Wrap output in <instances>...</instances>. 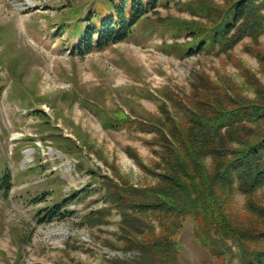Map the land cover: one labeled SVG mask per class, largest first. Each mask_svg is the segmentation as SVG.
Wrapping results in <instances>:
<instances>
[{
	"label": "rangeland",
	"instance_id": "rangeland-1",
	"mask_svg": "<svg viewBox=\"0 0 264 264\" xmlns=\"http://www.w3.org/2000/svg\"><path fill=\"white\" fill-rule=\"evenodd\" d=\"M98 1L0 0V174L8 171L12 176L11 191L0 195V264L138 260L137 251L120 249L117 210L107 217L96 215L107 204L89 171L112 177L110 164L130 185L157 186L158 177L128 155L131 149L145 167L160 172L159 157L143 142L156 134L138 126L107 130L104 120L118 108L142 121L161 118L164 102L179 119L183 114L167 95L186 100L203 78L237 99L264 98V34L246 37L228 53L184 57L181 46L191 40L175 39L166 23L198 21L183 10L191 0L159 8L160 20L155 15L144 19L129 41L85 55L74 53L67 31L57 37V29L65 20L74 24L70 11H87ZM206 2L225 7L228 0ZM252 130L249 142L264 133V125ZM78 139L92 153L82 150ZM66 200L61 210L66 216L50 221L48 211ZM231 201L227 213L235 226L264 231V187L252 196L236 191ZM195 227L193 219H185L174 238L181 263L215 264L198 244ZM228 245L232 251L223 264H239L238 249L233 241Z\"/></svg>",
	"mask_w": 264,
	"mask_h": 264
},
{
	"label": "trees",
	"instance_id": "trees-1",
	"mask_svg": "<svg viewBox=\"0 0 264 264\" xmlns=\"http://www.w3.org/2000/svg\"><path fill=\"white\" fill-rule=\"evenodd\" d=\"M171 1L181 0H99L87 11H70L68 16L74 24L65 20L57 29V37L67 31L69 41H74L73 52L79 55L104 50L129 41L135 28L150 15L160 20L158 9L169 8ZM182 6L199 20L173 19L161 24L171 28L175 39L191 40L181 46L184 57L215 50L228 53L246 37L257 39L264 34V0H228L225 7L191 0ZM167 98L183 114L181 118L176 119L164 102L161 118L149 116L142 121L118 108L104 120L107 130L138 126L155 133L152 140L143 142L160 159L155 164L160 170L157 172L145 167L131 149L128 151L142 170L158 177L160 183L155 187L130 185L108 162L112 177L89 171L99 182V192L107 204L96 215L107 217L111 210H117V237L123 243L120 249L137 251L140 256L136 261L113 264H182L174 238L187 218L195 221V238L215 264H223L232 251L228 241L238 249L239 264H264V231L260 227L259 231L238 228L227 213L234 192L252 196L264 187V133H258L252 142L248 137L253 128L264 125V98L258 102L237 99L204 78L186 100L175 94ZM73 146L78 150L76 144ZM81 148L92 153L86 142ZM78 153L83 157L82 151ZM11 189V174L1 173L0 195L7 196ZM68 203L66 200L48 211L50 221L58 215L65 217L61 210Z\"/></svg>",
	"mask_w": 264,
	"mask_h": 264
}]
</instances>
